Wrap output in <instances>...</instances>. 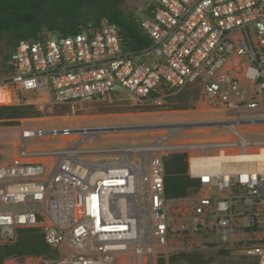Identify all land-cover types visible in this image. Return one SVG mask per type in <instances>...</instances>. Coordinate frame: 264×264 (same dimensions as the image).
<instances>
[{
	"label": "built area",
	"instance_id": "obj_1",
	"mask_svg": "<svg viewBox=\"0 0 264 264\" xmlns=\"http://www.w3.org/2000/svg\"><path fill=\"white\" fill-rule=\"evenodd\" d=\"M149 3L138 20L148 43L125 48L118 26L106 20L72 34L42 33L13 48L0 90L11 99L14 86L64 104L124 89L162 105L195 87L229 118L209 126L219 131L215 137L168 142L175 128H167L148 145L127 147H84L97 127L21 128L10 159L0 162V242L38 227L58 251L41 264H155L178 237L217 233L220 240L209 243L264 264V236L228 238L264 230V138L245 136L247 129L264 133V0ZM36 137L75 141L27 148ZM169 151L185 154L186 173L198 180L184 197L165 195ZM101 152L115 155L87 157ZM130 152L140 154V164Z\"/></svg>",
	"mask_w": 264,
	"mask_h": 264
},
{
	"label": "rangeland",
	"instance_id": "obj_2",
	"mask_svg": "<svg viewBox=\"0 0 264 264\" xmlns=\"http://www.w3.org/2000/svg\"><path fill=\"white\" fill-rule=\"evenodd\" d=\"M105 5L83 6L75 11L79 19L99 13L108 6H117L124 15L139 20L144 16V8L152 0H104ZM9 47L5 38L0 39V81L3 79L5 70V54ZM12 98L9 93L2 94L0 91V105L33 103L40 115L25 117L19 120V124H0V161L10 159L14 142L20 139L21 128H37L52 126H77L97 127L99 132L87 139L83 146L86 148L127 147L145 146L155 141L166 132L167 128H175V133L169 136L168 142L182 139H206L215 137L219 131L209 129L215 120L227 119L223 110H216L214 106L205 103L200 90L190 87L184 91L169 97L162 105H152L135 100L129 92L119 89L115 94L93 100L86 103H55L45 97H37L31 92H24L11 87ZM251 116V115H244ZM245 136L249 139L264 138L260 131L246 130ZM75 140H63L59 138H30L26 140L27 148L62 149ZM175 153L169 151L164 156ZM113 153H94L87 155L90 159H110ZM129 157L137 163H141L140 154L130 152ZM154 154L148 153V160ZM212 193H216L212 190ZM185 202V201H184ZM188 204L184 210H188ZM264 236V230L259 232L244 231L243 233H228L229 241L257 240ZM212 240H220L219 234L204 236L201 234L186 235L172 241L176 248L170 252H195L203 253L206 262L204 264H256L243 257H238L232 252L221 254L219 247L209 243ZM154 241V240H153ZM152 241V242H153ZM43 256H23L7 259L4 264H41ZM157 264V261L156 263ZM167 264V263H166ZM196 264V263H176Z\"/></svg>",
	"mask_w": 264,
	"mask_h": 264
},
{
	"label": "trees",
	"instance_id": "obj_3",
	"mask_svg": "<svg viewBox=\"0 0 264 264\" xmlns=\"http://www.w3.org/2000/svg\"><path fill=\"white\" fill-rule=\"evenodd\" d=\"M104 0H0V39L5 38L9 47L5 54V70H10L9 59L13 48L21 40L35 39L40 34H72L90 23L98 28L103 20L116 24L127 49H136L146 43L148 38L141 32L138 20L124 15L117 6H108L99 13L79 19L75 11L83 6L102 7ZM150 3L145 5L148 11ZM40 113L33 103L0 105V124H19L25 117H36ZM165 167V195L167 197H184L198 186V180L190 178L187 161L183 153H171L163 157ZM221 254L229 250L219 249ZM57 249L51 247L44 239L38 227L20 228L16 238L10 242H0V264L7 259L23 256L55 257ZM204 264L203 253L180 252L170 254L167 259L158 258L157 264L176 263Z\"/></svg>",
	"mask_w": 264,
	"mask_h": 264
},
{
	"label": "bare ground",
	"instance_id": "obj_4",
	"mask_svg": "<svg viewBox=\"0 0 264 264\" xmlns=\"http://www.w3.org/2000/svg\"><path fill=\"white\" fill-rule=\"evenodd\" d=\"M2 94L8 93L6 90H0Z\"/></svg>",
	"mask_w": 264,
	"mask_h": 264
},
{
	"label": "crops",
	"instance_id": "obj_5",
	"mask_svg": "<svg viewBox=\"0 0 264 264\" xmlns=\"http://www.w3.org/2000/svg\"><path fill=\"white\" fill-rule=\"evenodd\" d=\"M15 143V142H14ZM1 162V161H0Z\"/></svg>",
	"mask_w": 264,
	"mask_h": 264
}]
</instances>
